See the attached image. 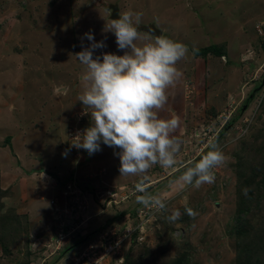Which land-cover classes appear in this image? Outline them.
I'll list each match as a JSON object with an SVG mask.
<instances>
[{"label":"rangeland","instance_id":"obj_1","mask_svg":"<svg viewBox=\"0 0 264 264\" xmlns=\"http://www.w3.org/2000/svg\"><path fill=\"white\" fill-rule=\"evenodd\" d=\"M110 3L188 49L158 113L180 120L171 168L121 175L119 149L71 147L91 125L78 100L85 34L104 41L94 56L124 54L106 31ZM139 33L138 44L155 39ZM213 43L225 55L194 54ZM213 141L225 154L215 181L183 185L186 167ZM263 176L264 0H0V264H71L98 231L115 235L127 221L139 226L130 247L101 264H264ZM67 186L81 192L65 196ZM174 210L180 216L170 221Z\"/></svg>","mask_w":264,"mask_h":264},{"label":"clouds","instance_id":"obj_2","mask_svg":"<svg viewBox=\"0 0 264 264\" xmlns=\"http://www.w3.org/2000/svg\"><path fill=\"white\" fill-rule=\"evenodd\" d=\"M118 16L106 31L114 33L123 55L104 52L94 56L95 50L105 44L96 41L91 32L85 34L91 44L76 53L85 66L81 76L84 91L78 100L88 109L85 114L90 113L91 125L75 136L71 147L84 149L89 155L101 150V143L119 149L115 154L120 159L121 175L142 174L157 164L171 168L177 163L182 145L173 135L180 120L177 116L161 118L158 113L167 103L168 88L181 76L176 65L188 49L182 42L164 36L138 44L140 14L125 11ZM224 162L223 150L213 141L209 150L186 167L180 181L193 187L211 184L215 181L214 170ZM247 191L244 189L245 195ZM154 202L165 207L160 199ZM187 212L194 215L191 209ZM179 216V210H174L169 219L175 221Z\"/></svg>","mask_w":264,"mask_h":264},{"label":"built area","instance_id":"obj_3","mask_svg":"<svg viewBox=\"0 0 264 264\" xmlns=\"http://www.w3.org/2000/svg\"><path fill=\"white\" fill-rule=\"evenodd\" d=\"M63 192H64V195L67 196L70 193L79 194L81 190L73 189L72 191L71 186H67L66 190H64ZM79 198L80 197L78 196V198H75L74 201L77 203L78 208H82L83 204L81 200H79ZM54 201L55 200H52V203H54ZM115 203H117V200L115 198L113 199V196H112V199L109 200V205L112 204L113 206L115 205ZM58 209L59 207L56 206V211ZM65 210H68V209H64V211ZM122 219H125V218L123 217ZM59 220L60 219H58V221ZM123 222H125V220ZM128 223L129 222L127 221L124 224L125 228L123 229V226H122L121 230L117 231L115 235H109V233H112L113 231L105 232V229L107 228L102 229L100 232L98 231L95 234L93 239L92 238L89 239L81 249L79 248L78 250H76L77 256L75 257L74 262L72 261L71 264H101L102 263L101 259H103L108 253L112 252L115 248L122 247V245H125L126 243L129 244L130 241H132L133 239L134 229L138 228L139 226L132 228L131 226H127ZM111 228L116 229L117 226H112ZM130 228L132 229L130 230ZM66 235L67 234H65L62 229V232H60L61 239L66 237ZM91 240H93L96 245L91 243ZM124 259H125L124 257L119 258L120 264L124 262Z\"/></svg>","mask_w":264,"mask_h":264},{"label":"water","instance_id":"obj_4","mask_svg":"<svg viewBox=\"0 0 264 264\" xmlns=\"http://www.w3.org/2000/svg\"><path fill=\"white\" fill-rule=\"evenodd\" d=\"M107 8L110 10L111 19L119 18L118 15L120 14V8L117 3H110ZM138 31L144 32L154 37L163 35V30L157 27L155 23L140 24L138 25Z\"/></svg>","mask_w":264,"mask_h":264},{"label":"trees","instance_id":"obj_5","mask_svg":"<svg viewBox=\"0 0 264 264\" xmlns=\"http://www.w3.org/2000/svg\"><path fill=\"white\" fill-rule=\"evenodd\" d=\"M210 52L217 56L225 55V52L221 49V47L218 44H214V43L194 50V54L196 56H206ZM10 141H11V136H7L4 143H10ZM261 179L264 181V176ZM67 249L68 248H66V250ZM126 259L127 257L125 258L123 264H126Z\"/></svg>","mask_w":264,"mask_h":264}]
</instances>
